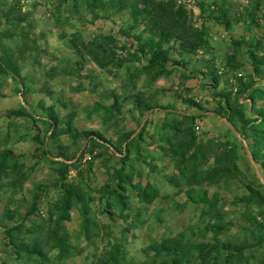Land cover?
<instances>
[{
	"label": "rangeland",
	"instance_id": "obj_1",
	"mask_svg": "<svg viewBox=\"0 0 264 264\" xmlns=\"http://www.w3.org/2000/svg\"><path fill=\"white\" fill-rule=\"evenodd\" d=\"M62 1L0 0V33L14 34L0 38V70H6L0 73V153L11 151L18 165L12 174L11 162L6 163L0 175V264H100L114 244L122 248L127 261L123 264H152L153 253L146 258L145 250L190 233L195 234L189 236L192 245L220 242L244 247L228 264H264V203L246 207L237 202L250 194V183L257 184L249 187L264 197V174L251 158L250 140L236 133L241 128L240 114L248 122V135L259 125L257 112H264V66L256 65L254 70L248 57L254 52L264 60V0H159L182 10L188 28L203 38L193 53L175 40L164 45L171 74L151 83L146 75L136 81L129 93H139L153 108L144 116L133 111L131 99L123 101L128 96L127 77L146 64L133 51L138 42L150 40L144 26L131 20L128 7L119 10L130 0H77V8L74 1ZM225 1L227 29L213 21ZM256 4L258 26L246 19V12ZM11 8L25 17L19 29H12L2 18ZM121 30L131 39L121 36ZM134 36L139 41L132 40ZM182 37L188 45L197 44L189 31ZM256 43H260L256 51L249 48ZM110 54L115 55L112 61ZM12 68H17L18 76ZM113 94L119 111L108 117L105 108L114 104ZM38 102L59 117L48 132L35 107ZM23 110L33 116L32 122L9 118V112ZM230 116L235 129L227 122ZM192 117L195 147L201 148L197 170L208 171L216 155L235 151L237 171L232 170V161H226L233 177H220L218 185L188 188V173L184 178L175 167L172 152L190 126L185 118ZM66 123L71 134H66ZM83 133H88L86 139ZM127 134L131 142L141 135L139 157L135 143L126 152ZM36 135L42 145L33 141ZM260 152L264 154V149ZM122 161L124 174L136 188L121 192L126 208L111 196L117 182L114 172ZM63 169L61 180L57 171ZM62 185L82 193L89 208L90 232L84 234L80 205L74 202L68 219L60 222L58 238L65 239L68 253L58 260L59 250L50 234L58 203L64 200ZM143 190L149 203L140 200ZM189 190L194 202L204 195L208 201L217 200V207L210 211L190 201ZM34 196L39 200L30 213ZM15 226L21 229L12 235L11 243L6 230ZM207 226H220L222 231L214 235L205 231ZM13 244L35 246L43 256L18 257ZM211 256L218 261L209 263V258L207 264L225 262L223 252Z\"/></svg>",
	"mask_w": 264,
	"mask_h": 264
},
{
	"label": "trees",
	"instance_id": "obj_2",
	"mask_svg": "<svg viewBox=\"0 0 264 264\" xmlns=\"http://www.w3.org/2000/svg\"><path fill=\"white\" fill-rule=\"evenodd\" d=\"M68 1H74L73 5L74 8H77L76 2L77 0H63L62 4H67ZM119 2V0H117ZM125 3V2H124ZM122 4L118 6L119 10H122L124 7H128L130 11V18L134 22V24H142L144 26V32H147L149 34L150 40L145 44H139L137 43V46L135 50L133 51V56L136 59H145V65H143L139 70L135 72L134 75H129L127 77V91L125 93H128L127 97L123 99L124 103L128 102L129 99L132 100L133 103V111H137L140 116H144V114L150 112L153 110L150 105L146 104L145 101L141 98L140 94L131 95V91H134L136 81L143 75H146L148 78V83H151L152 81H155L157 78L167 76L171 74V71L168 69V63H169V55L168 51L164 50V45H167L172 40L178 41L181 43V48L184 49L186 52L193 53L198 43H202L203 35L201 33L196 32L195 30L188 28L186 15L182 10H175L173 7L172 2H161L159 0H130L129 4ZM226 1L221 5V7L218 8L217 16L214 18V22L218 25L224 26L226 29L229 27L228 23V16L226 11ZM259 10V5L256 4L254 8L246 12V19L250 22V24H254L258 26L255 20V14ZM2 18L5 20V22L12 28V29H19L21 28L22 24L25 22V17L19 16L15 14V10L11 8L6 13H3ZM241 19V18H239ZM238 19V20H239ZM188 31L190 34L196 39L197 44L188 45L183 40L185 37H182L184 35H188ZM6 33H0V38H13L14 34H10V32ZM120 35L124 38L131 39L128 34L120 31ZM188 37V36H186ZM152 38H156L157 42L153 43ZM139 41L138 37L134 36L132 40ZM184 43V44H182ZM132 45V44H131ZM260 47V43L251 44L249 45V48L257 50L256 48ZM106 55V53H104ZM109 60L112 61V57H115L114 54H110L108 56ZM249 60L252 61L251 63L254 64L253 68L254 70H257L256 65H263L264 66V60H259L254 56V52L248 53ZM107 59V58H106ZM231 59H234L231 58ZM123 61L120 60L118 67L122 65ZM111 63V62H110ZM107 65V64H106ZM109 65V64H108ZM11 72L14 73L16 76H18L17 68H12ZM0 73L5 74L6 70H0ZM130 92V93H129ZM114 101V104L109 106L106 109V112L108 113V117L113 115L114 111H119L116 108V104L118 101V98L115 94L112 95ZM252 99V97H251ZM228 103V102H227ZM37 110L39 111L38 115H40L41 119L43 120V124L46 126L45 131H49L55 128V126L58 124L59 117L54 112V110L45 109L43 104L38 102V104L35 106ZM229 108V107H228ZM227 109V108H226ZM229 112V109H227ZM34 113L35 110H33ZM258 117H260V120H257L255 122H259L258 126H254L250 130V134H246V126H248V122L244 120V116L240 114L239 122L241 124V128L236 130V133L245 139L250 140V146L249 149L251 151V158L254 162L258 163L262 173L264 174V154H261L260 151L264 149V112L259 111ZM237 115V114H236ZM21 118L29 123L34 120L33 116L29 114L27 111L23 110L21 112L19 111H13L9 112V118ZM194 118H185V120L190 122V126L185 130L184 132V140L178 141L179 144L175 148V152H172L173 156L172 158L176 159L175 167L178 170L179 174L182 177H187L185 173H188V177L186 178V184L189 187H195L198 185H218L220 177L224 175H230V169L229 166L225 167L226 161H232V170L236 173L237 168L235 164V151L232 149L231 152H222L216 155L214 158L215 164L214 167L208 171H199L197 170V163L201 160V157L199 156V153L201 154V148H196L194 139H193V128L192 123ZM60 121V120H59ZM227 122L232 126L233 129L236 128V123L233 121L232 117L230 116L227 118ZM181 125V124H179ZM66 134L72 133L71 129L69 130V123H66ZM88 136V133H83L82 137L86 139ZM51 139L55 137V133L51 134ZM78 139H80L79 136H77ZM141 138V135L138 136V139L133 142H131L130 134L125 135V138H123V141L126 146V152L130 149L131 144L135 143L136 149L134 146V150H137L138 154L137 157L140 156L139 154V147H138V140ZM73 139L75 138V135L73 136ZM33 141L38 143L39 145H42V142L39 140V137L36 135L33 138ZM92 144H96L95 140H91ZM122 142H120L121 144ZM139 148V149H138ZM192 150L191 156L186 158V155ZM13 154L9 150H5L0 153V175L1 172H4L2 170H5L6 163L11 162L10 165V172L13 174L16 173L18 170V165L16 164ZM123 164V165H122ZM121 168L114 172V178L117 179L116 182V188L111 193V196L115 195V199L119 205L122 207H127V200L125 197L121 196V192L126 191V187L132 190H135V186L132 184V178H129L124 173L125 171V162L122 161ZM62 168L63 165L59 164ZM64 169L58 170L57 173L60 176L61 180H64ZM231 176V175H230ZM242 178H245L243 174L240 175ZM233 177V176H231ZM7 178V177H5ZM246 179V178H245ZM249 184L247 187L248 193H250L245 198L238 199L237 202L240 204L246 205V207L250 205H261L264 203V197L261 196L259 193L254 192V190H251V187L249 186H256L257 184ZM11 185H14L13 183ZM147 186V185H146ZM140 188V186H138ZM63 189V195L64 200L60 203H58L57 207V219L54 222L55 228H52L51 231V238L55 242V247L59 250L58 254V260L63 259L68 253V245L65 243V239L58 238V233L61 231L60 222L66 221L68 219L69 211L72 207V204L74 202L78 203L80 205L81 214L83 215L82 220V229L84 230V234L86 236L89 235L90 228H89V208L87 207V202L84 201L82 193H79L76 190H73L71 187H66L62 185ZM147 189V187H146ZM148 189H152L151 186H148ZM120 192V193H119ZM144 193L140 195V200L144 203H149L151 199L148 198V194L143 190ZM192 191H188L186 195L190 199V201H193L192 198ZM154 194V193H153ZM153 197V195H152ZM39 200V196L33 197V203L31 207V212H34L36 210L37 201ZM88 201V200H87ZM194 203H200L204 206H207L210 211L214 210V208L217 207L218 201L214 200L213 202L208 201V199L203 195L199 196V200ZM254 221V220H253ZM21 229L20 226H15L14 228H11L9 230H6V236L12 237L10 238V242L13 243L11 239H13V234ZM206 232H213L214 235H219L222 231V227L220 226H207L205 228ZM195 235L194 233H190V235H180L178 239L173 240H165L164 242L156 243L155 245L151 246L149 249L145 250L144 256L146 258L149 257L150 253H153V261L152 264H207L206 261L209 259V263L212 261H218V259L215 256H211L213 252H216L217 255L220 254V252H223L226 254L225 262L223 264H228L230 259H234V257H238L242 254L243 248L234 247L229 244H222L220 242H216L214 245L211 244H190L191 239L189 236ZM181 239H184L185 242H188L187 244H184ZM216 241V240H214ZM261 242L256 243V246L260 245ZM13 247L16 250V254L18 257L20 255H26L27 257L30 256H37L42 257L43 254L40 250H38L35 246H29L27 244H22L21 246H16L13 244ZM247 249V248H246ZM188 258H184L187 256ZM105 260L103 259L100 261V264H123L124 262H127L125 260V256L122 253V248L118 244L112 245L110 251L107 253L105 252ZM128 264V263H127ZM130 264V263H129ZM146 264V263H145Z\"/></svg>",
	"mask_w": 264,
	"mask_h": 264
}]
</instances>
